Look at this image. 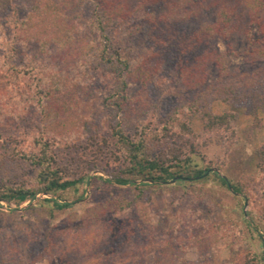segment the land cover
<instances>
[{
  "label": "rangeland",
  "instance_id": "374dc122",
  "mask_svg": "<svg viewBox=\"0 0 264 264\" xmlns=\"http://www.w3.org/2000/svg\"><path fill=\"white\" fill-rule=\"evenodd\" d=\"M242 8L245 17L241 25L246 29L249 20ZM162 11L148 7L134 20L111 30L113 48L132 61L150 57L146 47H158L148 39L155 32H150V28L156 25ZM72 16L75 24L84 27L86 13L75 10ZM256 19L261 20L259 16ZM259 28L260 25L252 28L256 35ZM155 33H160L161 38L166 35L161 29ZM184 37L175 41L166 64L150 83L128 84V102L121 113L112 112L105 105L113 89V78L92 68L85 75L66 73L72 87L68 93H53L48 100H41V105L38 100L24 103L16 97L1 109L0 184H32L34 170L20 160L11 163L12 159H6L3 153L36 152L35 141L40 139L48 141L54 167L62 177H82L87 181L54 195L39 193L19 206L0 202V245L15 242L24 264H173L178 257L191 264H235L237 260L243 264L253 256L264 258V173L259 170L256 153L264 145V109H258L260 122L254 127L249 103L209 100L212 114L234 115L232 134H203L200 117L189 115L184 109L197 93L183 86L174 70L180 57L186 61L191 58L190 40L188 35ZM261 41L251 42L244 34L227 41L215 40V48L222 55L224 76L218 77L217 70L210 68L208 83L214 88L230 87L236 96L256 91L264 97ZM35 53L34 47L28 51L19 47L13 62L23 69L31 62L30 57L37 61ZM93 60L88 58L90 66ZM43 64L47 63L41 60ZM34 75L35 72L27 74L20 86L30 96L37 91ZM12 116L15 118L11 120ZM179 116L191 132L199 135L193 142L192 166L217 169L232 184L241 183L243 193L234 194L221 186L215 172H208L206 180L167 181L155 188H143L141 195L131 185L112 181L109 186L103 184L111 180L109 172L120 167L112 154L115 147L110 137L116 124L132 137L143 126L157 141V153L171 159V152L180 149L187 154L189 150L185 139L179 138L180 128L174 122ZM95 177L99 179L94 182ZM135 183L142 184L139 180ZM113 199H122L130 206L122 212H110L94 224L83 225V220L90 222L94 211L101 213L99 207ZM46 200L72 206L57 211ZM141 226L151 233L149 239L153 243L135 240ZM115 233L124 241L121 246L113 243ZM159 247L169 249V258L163 251L161 262L157 259Z\"/></svg>",
  "mask_w": 264,
  "mask_h": 264
},
{
  "label": "trees",
  "instance_id": "16d2710c",
  "mask_svg": "<svg viewBox=\"0 0 264 264\" xmlns=\"http://www.w3.org/2000/svg\"><path fill=\"white\" fill-rule=\"evenodd\" d=\"M0 0V115L8 103L19 97L22 102L34 100L39 105L49 96L63 91L70 92L69 78L66 73L85 75L89 68L106 72L113 78V89L106 98V107L115 113H121L127 106L126 90L130 82L147 85L155 78L167 62L173 44L188 35L190 47L186 61L180 57L174 70L179 82L187 89L197 93V97L185 106L186 112L198 115L202 122L203 134H232L230 124L234 120L232 113L214 115L209 111V100L219 99L226 103H249L253 126L259 124L258 109H264V97L258 92H246L239 96L226 86L213 87L208 83V70H217L218 77L224 76L222 55L215 48V40H229L232 36L244 34L251 42H264V0ZM246 10L249 22L247 28L242 27ZM148 7H159L163 11L155 20L156 25L150 32L158 29L166 32L150 33L148 38L153 45L146 47L147 57L140 61L124 58L113 48L110 37L111 30L118 25L132 21ZM86 13L84 27L75 24L73 11ZM261 20H257V17ZM159 26L157 28L156 26ZM255 25H260V33L253 31ZM242 28V29H241ZM84 29L85 31L81 30ZM8 33V36L6 35ZM83 32V33H81ZM163 33V32H161ZM83 34V35H82ZM19 47L28 51L36 48V57L27 67L19 69L14 64ZM255 52V51H254ZM261 52V51H260ZM258 53V52H257ZM259 54V53H258ZM262 54V53H261ZM264 56V53H263ZM92 57L94 64L88 63ZM185 58V57H184ZM40 60V61H39ZM46 61L47 64L41 65ZM34 92L32 96L27 89L20 87L27 74L34 73ZM70 87V88H69ZM201 89L203 91H201ZM26 91V92H25ZM208 98V99H207ZM42 100V101H41ZM42 109V108H41ZM1 117V116H0ZM11 120L15 116L10 117ZM174 122L180 128V139H185L189 150L182 154L176 150L171 152V159L157 153V141L151 134L142 129L136 137L130 136L125 129L115 125L110 137L114 144L112 154L120 167L109 172L111 180H105L117 185H131L142 194L143 188H155L167 181L176 179V183L194 182L207 179L209 167L203 169L192 166L194 154L193 142L199 135L191 132L180 116ZM174 123V124H175ZM35 152L3 153L11 163L22 161V164L34 170L32 184H0V202L12 203L17 206L36 198L39 193L54 195L74 189L79 184H85L84 178L66 179L55 168L53 153L45 139L35 141ZM2 148V144L0 145ZM259 170L264 173V145L257 150ZM214 177L228 191L234 194L243 193L241 183L232 184L226 177L214 173ZM99 178H93L94 182ZM142 184L136 185V181ZM138 195V196H139ZM51 202L55 210L70 209L72 204ZM122 199H113L100 206V212H95L91 221L83 220V225H91L110 212H122L129 208L130 203ZM145 226L138 227L135 240L149 239L151 233L145 232ZM127 241L130 233H127ZM115 239V240H114ZM113 243L121 246L124 241L115 233ZM156 240V238H155ZM163 251L169 258V249L159 247L157 259L162 261ZM175 258L173 264H191ZM238 259V258H237ZM174 257L172 256V259ZM243 264H264V258H253ZM0 264H24V258L15 242L0 245ZM105 264V263H102ZM134 264H143L134 263ZM145 264V263H144ZM235 264H240L237 260Z\"/></svg>",
  "mask_w": 264,
  "mask_h": 264
},
{
  "label": "water",
  "instance_id": "95a60500",
  "mask_svg": "<svg viewBox=\"0 0 264 264\" xmlns=\"http://www.w3.org/2000/svg\"><path fill=\"white\" fill-rule=\"evenodd\" d=\"M208 172H215V173H217V174H218V176H220V177H223V176L219 175V173H218V170H217V169H210ZM175 180H176V179H173V180H171V181H170V182H168V183H174V182H175Z\"/></svg>",
  "mask_w": 264,
  "mask_h": 264
}]
</instances>
